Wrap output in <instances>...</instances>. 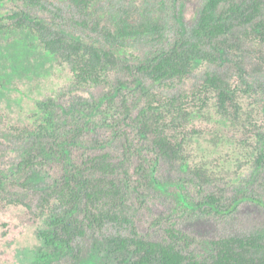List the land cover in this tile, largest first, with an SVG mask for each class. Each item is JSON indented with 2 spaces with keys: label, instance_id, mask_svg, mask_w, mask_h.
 <instances>
[{
  "label": "trees",
  "instance_id": "16d2710c",
  "mask_svg": "<svg viewBox=\"0 0 264 264\" xmlns=\"http://www.w3.org/2000/svg\"><path fill=\"white\" fill-rule=\"evenodd\" d=\"M4 1L41 10L47 6L45 0ZM94 2L68 0L80 17L78 24L97 33L108 47L53 33L21 12L5 17L15 28L35 34L48 53L66 63L77 85L106 89L98 100L69 107L64 119V109L52 100L41 101L38 124L19 131L26 142L19 162L11 172L0 173V207L20 205L29 210L25 197L13 189L28 188V173L42 160L59 168L58 179L37 193L35 208L46 216L36 231L40 247L30 264L79 260L78 241L89 232L100 235L92 240L93 250L112 264H264V229L199 240L171 224L162 239L154 241L139 236L134 225V194L141 180L171 196L173 212L179 214L224 216L248 199L264 207V200L240 192L226 205L222 195L208 191L222 183L223 171L215 173L204 157L193 154V138L200 132L189 126L194 112L211 106L230 127L234 147L246 154L253 173L264 169V121L258 117L264 104L256 102L250 80V73H264V0H207L189 32H180L172 46L144 60L120 59L112 46L123 48L119 41L141 35L160 41L158 22L141 21L125 11L112 27H103L91 17ZM200 66L206 68L201 79L186 87ZM253 100L256 106L244 111V103ZM102 111L109 128L125 120L155 160L136 165L127 147L121 157L85 150L82 136L89 116L95 119ZM158 159L179 166L182 177L161 183L155 175ZM107 228L115 234L102 235Z\"/></svg>",
  "mask_w": 264,
  "mask_h": 264
},
{
  "label": "rangeland",
  "instance_id": "374dc122",
  "mask_svg": "<svg viewBox=\"0 0 264 264\" xmlns=\"http://www.w3.org/2000/svg\"><path fill=\"white\" fill-rule=\"evenodd\" d=\"M44 10L23 3L0 0V173L14 170L26 145L19 131L35 128L40 119L38 104L44 100L52 102L65 113L71 106L98 100L106 89L102 86H81L73 81L68 65L48 53L35 34L26 29H17L5 17L21 12L27 17L44 24L51 32H62L94 45L108 47V43L89 27L80 26L79 15L68 0H45ZM207 0H95L91 17L103 27H112L117 20L130 11L145 21H157L162 27L161 40L157 36L141 35L128 41H119L123 48L112 46L120 59L138 57L148 59L152 54L172 46L178 34L189 32L196 24L198 14ZM96 17V18H95ZM156 40V41H155ZM206 70L200 66L194 72L186 87L196 84ZM250 72V69L248 70ZM258 105L264 104V73H250ZM173 92V91H172ZM171 92V93H172ZM254 101V100H253ZM244 103V111L256 106L254 102ZM59 111V110H57ZM257 112V109L254 110ZM195 113L190 128L200 132L193 138V154L204 157L222 183L207 188L209 192L222 195L228 205L237 193L264 200V169L253 173L246 154L234 147V135L228 124L220 119L210 106ZM89 116V128L82 136L87 151L109 152L121 157L128 148L134 163L155 160L156 155L138 138L135 131L126 127L125 120H118L117 128L105 125L102 112ZM83 117L84 115H80ZM258 117L264 121V112ZM116 133V134H115ZM233 137V141H232ZM214 143H218L214 146ZM156 178L163 184L182 177L179 166L164 159L156 163ZM59 168L55 163L40 161L28 173L26 189L14 188L13 192L23 195L31 209L23 206L0 207V264H30L40 247L36 231L45 219V214L35 208L37 193L46 185L58 179ZM229 179V180H228ZM134 194L136 212L134 225L139 236L160 241L164 230L171 224L183 233L199 240H218L226 237L245 236L264 229V207L251 200H243L236 210L224 216L188 215L173 212L175 201L171 196L159 193L144 181ZM197 196L195 190H190ZM115 230L107 228L102 235L111 236ZM87 235L78 241L81 249L79 260H63L59 264H112L100 258L92 248V240L100 235Z\"/></svg>",
  "mask_w": 264,
  "mask_h": 264
}]
</instances>
